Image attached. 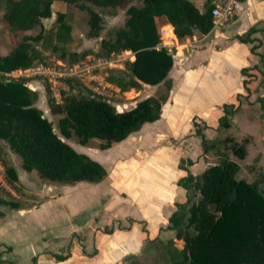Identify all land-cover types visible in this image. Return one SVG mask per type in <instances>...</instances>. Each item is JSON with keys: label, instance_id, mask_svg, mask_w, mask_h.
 <instances>
[{"label": "trees", "instance_id": "trees-1", "mask_svg": "<svg viewBox=\"0 0 264 264\" xmlns=\"http://www.w3.org/2000/svg\"><path fill=\"white\" fill-rule=\"evenodd\" d=\"M130 1L3 0L2 22L6 27L27 32L41 26V32L25 37L8 55L0 57V73L26 70L36 64L46 65L43 52L37 48L38 43L46 45L57 40L61 46L54 45L53 52L61 51V60L71 63H78L88 54L72 53L70 59L67 58L65 45L72 41V27L65 22L66 14L58 13L56 31L44 32L42 20L52 17L55 2L86 11L89 36L99 37L104 19L93 7L118 9ZM140 3V6L128 7L124 27L117 31L115 39L102 40V51L98 54L108 57L123 51L133 52L135 60L127 63L125 70H109L106 79L121 92L138 88L136 80L151 86L168 81L174 63L173 53L158 48L161 38L156 17H165L180 41L192 37L194 31L206 35L214 26L213 5H207L205 11H201L189 0H140ZM253 31L251 29L239 39L251 42ZM67 83L70 90L61 92V103L49 100V107L60 115L57 124L60 133L65 139L75 136L79 145L98 139L102 141L100 149L110 148L138 132L143 125L157 121L168 97L167 93L159 98L148 97L128 110H119L109 98L94 93L85 85L70 79ZM37 99L38 93L28 87V79L0 80V140L21 159L22 168L26 172H35L47 183L102 181L107 175L104 167L57 135L53 125L35 106ZM237 110L234 105H225L221 126L229 127V116ZM194 125L203 154L214 155L216 161L199 175L191 174L180 165L187 175L178 181V185L186 190L187 198L175 204V211L169 218L167 229L175 231V237L148 242L156 251L152 264H264V193L256 182L237 179L239 162L247 157L249 140L244 138L238 142L232 136L209 139L204 133L205 124L195 122ZM0 159L6 164L1 150ZM7 173L11 183L19 180L14 168L7 167ZM0 204L8 205L10 209L25 207L1 199ZM4 217L5 213L0 210V219ZM66 256L55 257L64 259ZM0 264H5L1 256Z\"/></svg>", "mask_w": 264, "mask_h": 264}, {"label": "crops", "instance_id": "crops-1", "mask_svg": "<svg viewBox=\"0 0 264 264\" xmlns=\"http://www.w3.org/2000/svg\"><path fill=\"white\" fill-rule=\"evenodd\" d=\"M189 1L205 11L214 0ZM155 21L158 48L173 53L168 81L151 86L136 80L138 88L128 92L106 84L122 94L132 91L133 100L167 93L159 119L107 149H100L98 139L79 145V153L106 170L102 181L48 183L35 194V205L0 209L5 213L0 219L5 264H147L150 258L152 263L156 251L148 242L175 237V231L167 229L169 218L175 204L187 198L178 185L187 175L180 165L199 175L216 161L214 155L203 154L194 124H205L209 139L225 138L220 124L225 105L238 107L229 116L230 125L252 146L256 137L263 142L255 164L264 163V95L254 92L264 89V0H242L225 26H213L206 35L194 31L183 41L165 17ZM251 29L252 41L242 42L239 37ZM134 60L132 56L130 62ZM256 107L262 111L260 118L252 115ZM249 129L254 132L247 133ZM248 150L251 146L247 155Z\"/></svg>", "mask_w": 264, "mask_h": 264}, {"label": "rangeland", "instance_id": "rangeland-1", "mask_svg": "<svg viewBox=\"0 0 264 264\" xmlns=\"http://www.w3.org/2000/svg\"><path fill=\"white\" fill-rule=\"evenodd\" d=\"M140 0H131L124 6L118 9H101L93 7L94 10L102 14L104 22H103V29L100 32L99 37H90L89 36V14L86 11H82L79 7L74 5H69L63 2H55L52 6V17L48 19L42 20V26L44 28V32H52L56 31L58 28L57 16L58 13L66 14L65 22L69 24L72 29L70 32L72 41L69 45H65L66 50L68 51L67 58L70 59V54H82L88 52V54L81 59L78 63H70L67 61L61 60V51H54V45H60L57 40H55L52 44L43 45L42 43H38L37 48L43 52V56L45 61H47L46 66L54 67L55 71H63L66 68H73L78 65L84 66L88 64L92 69L96 66L95 60L93 58H99V52L102 51L101 42L104 39H115L116 33L119 29L123 28L127 19V9L131 5L140 6ZM3 0H0V57L8 55L15 47L18 45L23 39L27 36H36L41 32V26L36 27L34 30L23 32V31H13L10 30L8 27L4 25L2 22V13H3ZM33 42V41H32ZM124 52V51H123ZM120 52V53H123ZM117 53V54H120ZM102 57V56H101ZM112 55L109 56L111 58ZM129 56L125 55L121 61L128 62ZM58 61L65 64V67L60 65ZM126 68V66H125ZM121 67H104V68H97L96 70H91L89 74L85 77L79 78L75 76L68 77L70 80L77 82L81 85L88 86L92 88L97 93L103 95L104 97L107 96L109 100L113 103V105L121 110L127 109L131 106V103H135L138 100H141V97H138L133 100L135 94L130 91L127 94H122L120 91L116 90L115 88L111 87L110 85L106 84V79L109 76V70L111 69H118V70H125ZM27 70V69H26ZM58 74V73H57ZM263 78V79H262ZM13 79H23L22 76H19V70L11 72L9 74H1L0 73V80H13ZM27 79V78H25ZM65 79V78H62ZM59 79L58 83H49L40 80L39 78H31L28 79V87L36 91L38 93V99L35 103V106L39 108L42 112L44 117L49 121L54 128V131L59 135H61L57 124L60 118V115L49 107V100L53 99L56 103H61V92H67L70 90V87L64 80ZM260 79L263 80L264 83V76ZM62 80V81H61ZM260 80V83H261ZM262 83V84H263ZM57 84V85H56ZM51 85V86H50ZM50 87H53L51 90ZM76 91V90H75ZM255 95H264V89L259 87L257 90L254 91ZM137 96L139 93H136ZM260 99V98H259ZM264 98H262V104ZM261 99L258 100L259 106L261 105ZM133 105V104H132ZM264 111V108H262ZM252 115L259 117L262 111L259 110V107L254 108L252 111ZM264 117L263 115H261ZM259 123V122H258ZM254 130L250 129L247 133H253ZM240 130L236 127V125H229V127H225L223 131V136H232L238 142H242L245 138L244 134H240ZM222 136V137H223ZM248 136V135H246ZM65 139V138H63ZM96 140V139H95ZM67 143L72 145L75 149L79 148L78 139L75 136H72L70 139H65ZM254 146H252V141L247 144V149L250 148L249 154L247 155L244 161L239 162L240 171L237 174V179H245L248 182H256L258 186L264 190V163L255 164V160L258 156L257 152L263 148V142L259 138H255ZM0 150L1 154L4 155L5 163L0 159L2 166L4 167V180L8 184V189L3 188L0 186V199L6 202H17L21 206H32L35 205L37 202L35 194L39 191V188L48 184L44 179H40L39 176L35 172H26L22 168V161L21 159L10 150L8 144L2 140H0ZM7 167H12L17 171L19 180L11 183L10 177L7 173ZM9 208L8 205L0 204V209L4 210ZM151 259V258H150ZM146 259L147 264H152L151 260Z\"/></svg>", "mask_w": 264, "mask_h": 264}, {"label": "built area", "instance_id": "built-area-1", "mask_svg": "<svg viewBox=\"0 0 264 264\" xmlns=\"http://www.w3.org/2000/svg\"><path fill=\"white\" fill-rule=\"evenodd\" d=\"M242 0H214L213 1V8L211 10V16L213 19V25L214 27L221 28L225 26L231 19L235 9L240 4ZM112 57H99V58H93L96 63V66L92 69L88 64H85L84 66H76V67H69L66 68L65 64L61 63V61H58L60 65L65 67L63 71H55L54 67L52 66H46L44 64H36L32 68H29L27 70H19V76L22 78H39L40 80H43L44 82L49 83H58L59 79L64 80L66 83V80H68L70 76L75 77H85L87 74L91 72V70H96L97 68H104V67H121L122 69L125 68L126 64L129 63L132 59V56H134L133 52H128L127 55L129 56L128 62L121 61L122 58L125 57L126 51L120 54H111ZM58 73V74H57ZM61 80V81H62ZM57 85V84H56ZM51 86V85H50ZM88 87V86H86ZM51 90L53 87H50ZM89 88V87H88ZM91 89L94 93H97L95 90ZM99 94V93H97ZM101 95V94H99ZM103 96V95H102ZM107 98V96H105ZM0 186L3 188L8 189V184L4 180V167L2 166V163L0 161Z\"/></svg>", "mask_w": 264, "mask_h": 264}]
</instances>
